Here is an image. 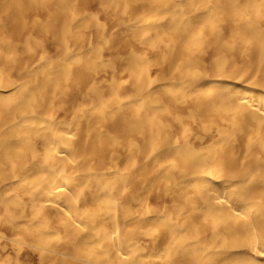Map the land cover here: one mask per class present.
I'll return each mask as SVG.
<instances>
[{"label":"bare ground","instance_id":"bare-ground-1","mask_svg":"<svg viewBox=\"0 0 264 264\" xmlns=\"http://www.w3.org/2000/svg\"><path fill=\"white\" fill-rule=\"evenodd\" d=\"M1 1L20 18L70 2ZM100 1L141 52L125 67L133 97L92 87L108 100L90 116L54 108L90 78L68 42L80 19L57 18L58 59L17 67L0 16V219L22 229L14 264L27 237L46 264H264V0ZM102 54L87 53L99 66ZM111 140L127 143L128 165L105 168Z\"/></svg>","mask_w":264,"mask_h":264},{"label":"rangeland","instance_id":"rangeland-1","mask_svg":"<svg viewBox=\"0 0 264 264\" xmlns=\"http://www.w3.org/2000/svg\"><path fill=\"white\" fill-rule=\"evenodd\" d=\"M69 1V5H65V12H63L59 6L53 7L52 4L48 5L41 2L37 5L35 4L36 6H34L33 10L29 12L25 18H20L15 10L17 6L12 8L11 5H6L5 1L0 0V16L6 20L4 35L9 38L11 44L16 45L15 55L17 56V67L25 65L29 67L35 66L38 63L40 55L43 53L46 54L50 60L58 59L60 56V44L55 40L54 36L55 32L59 31L58 33H60L61 30V20L59 21V19H69V17H74L75 21L80 19V29H73L71 36L68 37V42L72 50L71 56L76 57L78 54L83 53V55H80L83 62L84 60L88 61L87 72L90 78L86 81H81L79 79L75 82H73L74 80L69 81L67 83L69 92L55 101V109L58 108L61 102H64V112L62 115L67 116L68 119L74 117L78 108L85 107L89 109L86 116H90L96 114L98 109L103 107V104L108 99H105V101H103L104 103H101L94 98L87 97V92L92 87H97L106 91L111 87V82H113L126 90V92H120V97H133V79L130 77L129 73L125 71V67L129 65L128 55L131 49L141 52L138 47H131V43L127 42L128 38L124 30L112 19L110 15L111 12L102 6L100 0ZM54 8L60 12L58 15L52 13ZM136 8L140 11L144 6L140 5ZM57 18H59L58 22ZM35 19L43 23L49 22L50 19L52 23L44 28L33 24ZM55 21L57 23H54ZM24 23H26L25 26H21L24 25ZM102 28H104V30H102ZM28 35H31L32 39L38 42V44H32L31 53L26 50V45L24 44ZM225 40H232L231 36L228 35ZM2 49L4 50V47L0 44V50ZM89 49H94V51L99 49L103 51L102 55H104L105 61L103 66L97 65L92 60V56L87 55ZM151 55L159 54L153 52ZM237 55L245 54L238 53ZM153 60L156 64H159V59L155 58ZM244 60V58L238 57L240 63H243ZM108 64H113L114 69L107 67ZM95 67H97V71L100 72L98 75H95ZM159 68L160 67L152 68L151 72L153 74L157 73ZM109 133L112 136H118V129L112 127L109 129ZM106 144L108 155L113 154L115 158L108 160L105 168L114 166L117 163H123L124 166L128 165L125 163L127 153L126 142L120 143L119 141L111 140ZM117 153L120 154L118 159L116 158ZM163 201V198H159L156 194H153L149 202L159 207ZM0 223L2 224L0 227V251L3 250L2 258L9 255L11 257L10 264H14L16 259L14 246H16L15 242L22 233V229L11 228L3 219H0ZM21 248L22 252H20V259L22 264H46L40 258L41 253L34 248L32 238L27 237L25 244L21 245Z\"/></svg>","mask_w":264,"mask_h":264}]
</instances>
